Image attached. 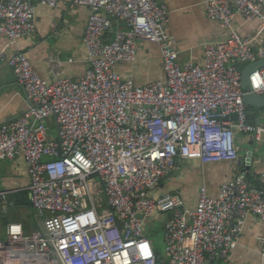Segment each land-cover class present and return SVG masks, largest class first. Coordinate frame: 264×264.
<instances>
[{
    "label": "built area",
    "instance_id": "built-area-1",
    "mask_svg": "<svg viewBox=\"0 0 264 264\" xmlns=\"http://www.w3.org/2000/svg\"><path fill=\"white\" fill-rule=\"evenodd\" d=\"M73 2L90 9L82 35L89 66L79 79L63 75L57 56L47 58V80L25 52L0 50L29 99L24 113L0 125V160L25 158L41 226L26 232L9 222L0 264H204L208 255L228 261L246 217L264 219V188L238 174L216 197L202 185L189 208L160 184L177 157L236 161L237 132L264 143V125L249 121L244 100L251 91L264 95V67L250 74L251 89L242 87L239 68L264 57V0H207V16L230 33L205 43L202 62L183 65L166 32L165 0ZM236 14L259 21L257 36L233 27ZM35 15L32 0H0V36L13 42L33 35ZM113 20L125 28L108 38ZM139 39L159 45L164 78L140 85L117 71L136 59ZM7 194L0 191V203H8ZM154 222L163 224L164 256L151 236Z\"/></svg>",
    "mask_w": 264,
    "mask_h": 264
},
{
    "label": "crops",
    "instance_id": "crops-1",
    "mask_svg": "<svg viewBox=\"0 0 264 264\" xmlns=\"http://www.w3.org/2000/svg\"><path fill=\"white\" fill-rule=\"evenodd\" d=\"M207 0H165L169 9L166 32L174 40L179 52L180 64L193 61L200 63L204 58V47L208 41L223 40L229 35V29L206 14ZM36 7V30L33 35L20 37L13 42L0 36V50L7 56L16 51L25 52L33 67L41 77L52 80L47 58L51 55L62 60V72L66 77L79 79L87 67L86 50L82 44V35L90 14L86 5H76L73 0H57L56 6L41 4L32 0ZM233 27L242 34L257 36L260 25L258 20L246 21L239 14L233 19ZM125 28V25L113 20L112 31ZM116 69L124 76L132 77L137 84H145L150 80L164 78L162 54L157 43L137 41V56L134 61L120 62ZM29 99L23 86L17 81L12 69L5 61H0V125L18 118L28 108ZM250 119L253 123L264 125V108L255 112ZM53 122V121H52ZM250 134L237 132L236 142L239 158L236 161H218L201 163L198 160L179 159L174 166V173L166 176L160 191L179 192L185 204L194 208L198 203L199 189L206 186L210 196L216 197L220 185L227 179L245 173L238 167L242 154L248 150ZM254 157L251 161L253 176H247L250 183L264 188V143L255 141L252 145ZM255 178V180L253 179ZM252 179L254 181H252ZM30 182L25 158L20 155L14 160H0V191L8 192V204L27 206L34 215L31 205H19L16 200L25 194L29 198ZM4 209L6 205L0 203ZM7 204V205H8ZM13 221V220H11ZM26 232L35 229L26 228ZM9 222L6 223V225ZM264 264V219L255 214L246 217L245 224L238 238L236 247L231 251L228 261L207 256L204 264Z\"/></svg>",
    "mask_w": 264,
    "mask_h": 264
},
{
    "label": "water",
    "instance_id": "water-1",
    "mask_svg": "<svg viewBox=\"0 0 264 264\" xmlns=\"http://www.w3.org/2000/svg\"><path fill=\"white\" fill-rule=\"evenodd\" d=\"M261 67H264V57L244 65L241 63L239 64V68L241 70V84L244 89H251L250 74ZM244 100L245 103L247 104L249 121L254 122V120L250 119V117H252V115H254L255 112H258V110H260L261 108H264V95H260L251 91L250 93L244 96ZM254 142H255L254 134H250L248 150L242 154L241 159L238 161V167H240L241 171H245L247 176L249 175L253 176V172H254L253 167L251 165V161L255 156L252 147ZM179 159L180 158L177 157L176 161H178ZM170 173H174V169H172ZM165 179L166 177L162 180L160 185L164 184ZM253 179L255 180L254 177ZM253 179L252 181H254ZM15 203H16L15 201L10 202L8 205H6L4 209L0 205V212L6 214L9 208ZM161 261L163 262L164 260L162 259Z\"/></svg>",
    "mask_w": 264,
    "mask_h": 264
},
{
    "label": "rangeland",
    "instance_id": "rangeland-1",
    "mask_svg": "<svg viewBox=\"0 0 264 264\" xmlns=\"http://www.w3.org/2000/svg\"><path fill=\"white\" fill-rule=\"evenodd\" d=\"M51 121H49V124ZM50 132L53 135H57V125L55 120L51 123ZM20 220L25 224L26 228L35 229L34 231L41 230V226L34 218L27 206H11L6 214H0V237L5 236L6 223ZM31 231V232H34ZM152 237L155 238V245L161 255H165L166 242L163 237V224L154 222L151 227Z\"/></svg>",
    "mask_w": 264,
    "mask_h": 264
},
{
    "label": "trees",
    "instance_id": "trees-1",
    "mask_svg": "<svg viewBox=\"0 0 264 264\" xmlns=\"http://www.w3.org/2000/svg\"><path fill=\"white\" fill-rule=\"evenodd\" d=\"M17 201V203L19 204V205H22V204H24V205H30V201H29V198L27 197V195L25 194V198L23 197H21L20 199H18V200H16ZM0 214H4V213H2V212H0ZM151 236H152V233H151ZM153 238V237H152ZM153 240H154V242H155V238H153ZM159 252V251H158ZM160 253V252H159Z\"/></svg>",
    "mask_w": 264,
    "mask_h": 264
},
{
    "label": "bare ground",
    "instance_id": "bare-ground-1",
    "mask_svg": "<svg viewBox=\"0 0 264 264\" xmlns=\"http://www.w3.org/2000/svg\"><path fill=\"white\" fill-rule=\"evenodd\" d=\"M246 177H247V176H246ZM28 194H29V193H28ZM29 201H30V200H29ZM7 204H8V203H7ZM7 204H6V205H7ZM0 205H1V204H0ZM30 205H31V204H30ZM6 227H7V225H6ZM5 230H6V229H5Z\"/></svg>",
    "mask_w": 264,
    "mask_h": 264
}]
</instances>
